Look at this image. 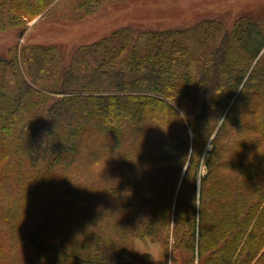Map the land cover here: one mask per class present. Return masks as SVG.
<instances>
[{
    "label": "trees",
    "instance_id": "1",
    "mask_svg": "<svg viewBox=\"0 0 264 264\" xmlns=\"http://www.w3.org/2000/svg\"><path fill=\"white\" fill-rule=\"evenodd\" d=\"M52 1L0 0V30ZM263 48L264 18L243 15L230 28L122 25L68 63L56 43L0 57V264H154L130 242L168 236L171 218L183 264H264V156L251 155ZM102 149L111 178L85 183Z\"/></svg>",
    "mask_w": 264,
    "mask_h": 264
},
{
    "label": "rangeland",
    "instance_id": "2",
    "mask_svg": "<svg viewBox=\"0 0 264 264\" xmlns=\"http://www.w3.org/2000/svg\"><path fill=\"white\" fill-rule=\"evenodd\" d=\"M243 15L253 20H262L264 0H101L97 7L90 5L88 0H53L41 13L23 18L24 28L0 30V57L10 58L12 54L21 53L25 44L56 43L65 50L68 63L69 53L77 46L96 40L122 25L170 28L192 25L199 20L216 19L230 28ZM225 140L222 139V142L226 143ZM241 141L242 138L237 137L229 144L234 147V144ZM128 147L129 142H126L121 152H125ZM102 152L101 159L88 163L89 167L84 165L91 173L86 174L83 169L80 170L79 177L85 183L102 181L100 178H107L108 181L111 178L113 164L117 163V160L114 163L112 161L115 154L106 149H102ZM251 155L259 158L264 156V151L256 150ZM206 156L204 158L207 159ZM157 170H153L155 175H158ZM206 171L207 167L201 164L196 182L197 191L201 184L200 178ZM130 187L127 189L137 196V190ZM177 187L179 189V183ZM141 206L143 208V203ZM172 223L171 218L169 235L161 239L153 240L147 233H138L130 242L131 249L137 254H148L154 264H183L187 252L175 246ZM194 263L198 264L196 261Z\"/></svg>",
    "mask_w": 264,
    "mask_h": 264
},
{
    "label": "clouds",
    "instance_id": "3",
    "mask_svg": "<svg viewBox=\"0 0 264 264\" xmlns=\"http://www.w3.org/2000/svg\"><path fill=\"white\" fill-rule=\"evenodd\" d=\"M259 151H264V147H258Z\"/></svg>",
    "mask_w": 264,
    "mask_h": 264
}]
</instances>
